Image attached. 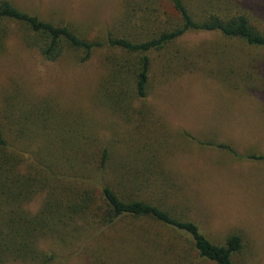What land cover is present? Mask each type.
I'll list each match as a JSON object with an SVG mask.
<instances>
[{
  "label": "rangeland",
  "instance_id": "374dc122",
  "mask_svg": "<svg viewBox=\"0 0 264 264\" xmlns=\"http://www.w3.org/2000/svg\"><path fill=\"white\" fill-rule=\"evenodd\" d=\"M10 1L88 39L102 38L109 29L133 28L120 22L128 0ZM242 2L264 30V0ZM175 49L180 56L173 63L152 55L147 96L135 99L132 110L120 117L96 96L107 76V50H95L85 62L68 53L48 61L23 44L20 27L11 23L0 54V106L4 97L17 93L55 102L69 114L71 127L83 130L84 123L103 143L108 141L112 162L124 160L131 169L148 163V182L141 191L145 199L195 222L215 244L240 235L242 249L234 264H264V158L250 157L264 155V47H249L218 32H189L166 52L177 55ZM38 206L35 199L29 207ZM126 239L129 252L113 251L105 257L107 264H133L134 240ZM177 242L174 251L180 254L172 255L182 259L160 255L169 262L213 264L200 259L190 241ZM81 255L67 264H87Z\"/></svg>",
  "mask_w": 264,
  "mask_h": 264
},
{
  "label": "trees",
  "instance_id": "16d2710c",
  "mask_svg": "<svg viewBox=\"0 0 264 264\" xmlns=\"http://www.w3.org/2000/svg\"><path fill=\"white\" fill-rule=\"evenodd\" d=\"M129 2L120 22L132 30L109 29L102 38L88 39L68 25L0 0V54L11 23L20 27L23 44L48 61L68 53L85 62L95 50H107V76L96 96L123 117L135 99L147 96L152 55L173 63L180 56L177 49V55L166 50L189 32H218L249 47H264V30L241 0ZM58 107L51 100L33 101L18 93L4 97L0 106V264H67L81 255L79 249L87 250L81 255L87 264H107L105 257L113 251L129 252L126 238L134 240V253H128L133 264H181L176 261L182 259L179 251H174L177 238L190 241L200 259L234 264L242 249L240 235L215 244L195 222L145 199L141 191L148 182V163L131 169L124 160L112 162L108 141L103 143L84 123L83 130L71 127L69 114ZM35 199L39 206L32 210ZM106 237L108 243L102 241ZM160 253L177 259L169 262Z\"/></svg>",
  "mask_w": 264,
  "mask_h": 264
}]
</instances>
